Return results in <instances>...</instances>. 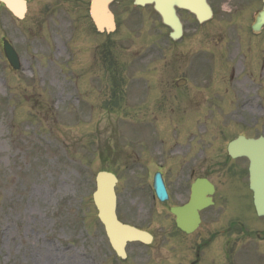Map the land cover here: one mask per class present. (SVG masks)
<instances>
[{
    "label": "rangeland",
    "instance_id": "374dc122",
    "mask_svg": "<svg viewBox=\"0 0 264 264\" xmlns=\"http://www.w3.org/2000/svg\"><path fill=\"white\" fill-rule=\"evenodd\" d=\"M26 3L21 20L0 7V41L8 38L21 65L12 70L0 47V264H115L119 261L96 217L91 193L103 160L107 159L109 169L116 173L120 145L134 147L132 127L115 106L103 109L113 95L109 83L101 84V80L90 86L87 82V43L99 38L92 35L93 29L90 32L86 23H91L81 3ZM112 11L117 28L110 34V70H115L122 64L119 41H127L132 49V34L139 24L133 22L131 34L130 26L125 22V28L122 20L130 19V10L116 6ZM237 44L229 39L224 55L228 66L215 70L218 81L230 84L220 90L221 112L214 119V132L225 138L235 131L264 132V84L252 64L240 65L244 57ZM216 48L223 50L219 44ZM229 63L234 67L231 80ZM248 101H258V105L249 110ZM190 126L196 128L195 123ZM212 177L222 184L221 175ZM117 197L120 219L141 223L135 216L138 206L129 183L117 184ZM244 202L249 204L247 227L260 229L264 220L256 216L248 189L226 207V215L242 212ZM146 204L149 206L145 201L144 207ZM157 217L159 242L164 243L166 236L175 232L163 233L164 226L171 229L170 220L164 212ZM168 239L182 241L176 234ZM165 248L164 244L159 250V261L165 260ZM231 249L224 255L220 239H216L202 250L201 264H264V242ZM126 251L129 258L119 264H157L150 255L136 256L141 250L133 243Z\"/></svg>",
    "mask_w": 264,
    "mask_h": 264
},
{
    "label": "flooded vegetation",
    "instance_id": "af4514ba",
    "mask_svg": "<svg viewBox=\"0 0 264 264\" xmlns=\"http://www.w3.org/2000/svg\"><path fill=\"white\" fill-rule=\"evenodd\" d=\"M77 1L88 9L89 0ZM206 2L211 17L203 22L185 8L174 5L182 32L173 38L170 28L161 23L153 10V2L135 4L134 0H115L111 6L128 7L133 21L139 24L132 35V49L128 43L122 45V64L111 71L107 65L111 60L108 34H99L98 42L89 40L85 52L90 64L86 71L88 84L99 85L102 80L101 84L109 83L111 90L114 86L118 114L132 123L134 147L125 149L120 145L121 154L118 153L116 160L120 164L115 175L118 181L129 183L137 201L134 211L141 223L136 226L152 235L148 246L152 251L158 250L161 246L159 231L151 215L164 212L171 223V229H165V233L174 231L182 239L179 242L167 238L164 259L169 264L193 261V264H201V246L210 241L207 247L216 239H220L226 250L250 244L252 233L257 242H264V225L253 231L247 227L245 218L249 204L241 203L242 212L230 215L219 212L237 202L247 187L244 179L247 159L231 158L227 153V142L234 136L225 138L216 135L213 129L197 131L190 126L213 121L221 112L220 90L229 87V83L216 79L219 72L210 74L205 70L209 66L223 70L225 61L221 58L229 39L238 42L244 62L252 64L264 84V26L257 33L251 29L253 16L263 6V0ZM217 44L223 50H218ZM233 73L234 69L230 80ZM239 134L264 137L263 131L236 135ZM103 162L104 168L109 169L108 160ZM214 175L223 177L221 185L212 177ZM154 178H159L163 184V200L154 188ZM205 179L213 186L210 207L216 209L210 212H205L208 207L198 209L197 206L198 200L203 198ZM191 195L195 196L196 203L187 213L184 211L183 220L195 228L187 233L177 227L171 208L187 205ZM149 200L154 203L152 212L147 204L144 207V202Z\"/></svg>",
    "mask_w": 264,
    "mask_h": 264
},
{
    "label": "water",
    "instance_id": "95a60500",
    "mask_svg": "<svg viewBox=\"0 0 264 264\" xmlns=\"http://www.w3.org/2000/svg\"><path fill=\"white\" fill-rule=\"evenodd\" d=\"M6 7L18 18H21L25 11L24 0H0ZM111 0H93L90 6V15L96 25L101 30L105 28L107 31L113 29L112 14L107 8ZM151 1V0H146ZM155 2L154 8L160 14L164 23L171 26L176 36L179 32V24L175 18L172 9V2L167 3L166 0H152ZM183 1V0H182ZM187 6L190 11L195 12L202 18L208 16L209 11L206 5L203 8H196L186 3L181 4ZM257 22H264V8L256 17ZM6 43V42H5ZM4 53L10 65L17 68L18 58L12 48L5 44ZM232 155L247 156L249 165V181L250 188L253 191V203L258 215L264 214V139L245 140L237 138L232 141L229 146ZM239 150V151H238ZM96 190L92 195L93 203L97 209V217L103 224L105 234L108 241L117 255L124 257V246L127 241H143L149 242L150 236L132 226L122 224L115 216V198L113 193L114 177L107 172H99L96 177Z\"/></svg>",
    "mask_w": 264,
    "mask_h": 264
},
{
    "label": "bare ground",
    "instance_id": "6f19581e",
    "mask_svg": "<svg viewBox=\"0 0 264 264\" xmlns=\"http://www.w3.org/2000/svg\"><path fill=\"white\" fill-rule=\"evenodd\" d=\"M0 85H2V83H0ZM255 105V102L254 103H247V107L249 110H252L253 109V106Z\"/></svg>",
    "mask_w": 264,
    "mask_h": 264
}]
</instances>
